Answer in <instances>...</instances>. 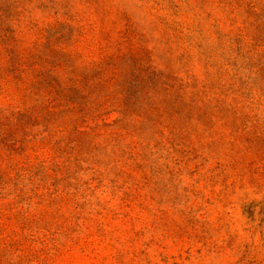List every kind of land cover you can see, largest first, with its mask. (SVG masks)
<instances>
[{
  "label": "rangeland",
  "instance_id": "374dc122",
  "mask_svg": "<svg viewBox=\"0 0 264 264\" xmlns=\"http://www.w3.org/2000/svg\"><path fill=\"white\" fill-rule=\"evenodd\" d=\"M0 264H264V0H0Z\"/></svg>",
  "mask_w": 264,
  "mask_h": 264
}]
</instances>
